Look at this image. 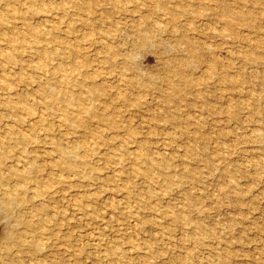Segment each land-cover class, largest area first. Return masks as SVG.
<instances>
[{
	"label": "rangeland",
	"instance_id": "rangeland-1",
	"mask_svg": "<svg viewBox=\"0 0 264 264\" xmlns=\"http://www.w3.org/2000/svg\"><path fill=\"white\" fill-rule=\"evenodd\" d=\"M1 203L0 264H264V0H0Z\"/></svg>",
	"mask_w": 264,
	"mask_h": 264
},
{
	"label": "bare ground",
	"instance_id": "bare-ground-1",
	"mask_svg": "<svg viewBox=\"0 0 264 264\" xmlns=\"http://www.w3.org/2000/svg\"><path fill=\"white\" fill-rule=\"evenodd\" d=\"M10 51V50H9ZM110 154V153H109ZM26 188V187H25ZM150 192V191H149ZM82 197V196H81ZM3 203H1L0 205H2ZM3 207V206H2ZM4 208H5V206H4Z\"/></svg>",
	"mask_w": 264,
	"mask_h": 264
}]
</instances>
